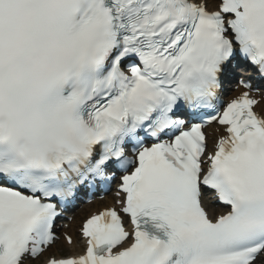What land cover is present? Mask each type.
I'll return each mask as SVG.
<instances>
[{"label":"snow or ice","instance_id":"snow-or-ice-1","mask_svg":"<svg viewBox=\"0 0 264 264\" xmlns=\"http://www.w3.org/2000/svg\"><path fill=\"white\" fill-rule=\"evenodd\" d=\"M262 102L264 0H0V264H264Z\"/></svg>","mask_w":264,"mask_h":264},{"label":"bare ground","instance_id":"bare-ground-1","mask_svg":"<svg viewBox=\"0 0 264 264\" xmlns=\"http://www.w3.org/2000/svg\"><path fill=\"white\" fill-rule=\"evenodd\" d=\"M96 208H97V204L90 205V207L88 208L89 209L88 211L90 212L92 210H96ZM68 231L70 232V235H72L74 237V240H76L77 245H79L81 243V241H80V236H78V232H77V229H76V222L75 221L70 223V228H69ZM65 247H66L67 251H78L79 250L78 247L71 248L66 243H65ZM51 250H54V246H52ZM45 255H47V253Z\"/></svg>","mask_w":264,"mask_h":264},{"label":"rangeland","instance_id":"rangeland-1","mask_svg":"<svg viewBox=\"0 0 264 264\" xmlns=\"http://www.w3.org/2000/svg\"><path fill=\"white\" fill-rule=\"evenodd\" d=\"M64 252H67L66 249H64V251H62V252L59 251V253H64Z\"/></svg>","mask_w":264,"mask_h":264}]
</instances>
